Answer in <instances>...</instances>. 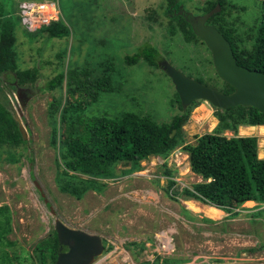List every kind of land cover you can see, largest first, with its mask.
<instances>
[{"label":"rangeland","instance_id":"1","mask_svg":"<svg viewBox=\"0 0 264 264\" xmlns=\"http://www.w3.org/2000/svg\"><path fill=\"white\" fill-rule=\"evenodd\" d=\"M51 1L32 0L45 9H38L34 17L23 14V23H17L22 66L32 67L40 61V79L18 88L4 85L1 90L2 100H10L15 115L26 127L28 141L27 147L24 144L15 152L4 150L0 158V206L7 204L11 209L13 229L8 235L16 241L8 247L10 253L16 250L33 255L37 242L53 232L55 220L60 218L70 227L104 236L107 247L97 264H264V211L254 215L258 202L244 203L235 214L220 208L212 210L210 204L184 192V188L192 189L203 178L191 169L189 153L183 145L195 143L198 135L213 131L219 124L215 106L206 100H198L192 107L181 129L184 143L167 158L151 156L142 161V170L126 175L122 172L129 165L119 163L116 177L102 179L106 183L102 191L90 189L82 199L59 189L56 177L60 168L52 144L55 123L49 106L53 94L60 95V90L49 91L46 86L62 67L66 69L68 59L72 63L101 62L113 56L118 69L127 76L122 92L105 96L88 107L91 115L105 110L113 115L141 109L143 114L151 112L158 122L170 121L181 109L177 102H171L177 89L165 69L166 63L205 83L199 79L203 72L214 83L208 85L218 90H222L223 82L210 62L213 56L205 41L198 45L187 43L169 31L171 18L166 12V0H55L56 10ZM206 1L181 0V12L187 11L189 17L200 16ZM229 1L228 19L240 31L256 25L262 0ZM51 17H62L71 33L54 39L40 35L31 43L22 29L34 31L43 18ZM145 44L159 48V66L151 67L142 60L127 66L125 55L136 53ZM61 50L68 55V59L63 58L64 66L57 56ZM97 74L101 73L97 71L94 76ZM238 133L257 136L259 156L264 157V128L240 126ZM225 134L234 135L229 130ZM169 169L177 181L171 189L166 173ZM168 227L176 230V250L171 257L179 261L165 263L159 257L152 263L150 251L128 244L153 240ZM124 252L130 256L128 259ZM13 264L19 263L14 259Z\"/></svg>","mask_w":264,"mask_h":264},{"label":"trees","instance_id":"2","mask_svg":"<svg viewBox=\"0 0 264 264\" xmlns=\"http://www.w3.org/2000/svg\"><path fill=\"white\" fill-rule=\"evenodd\" d=\"M21 1L12 3L0 0V158L4 150L15 152L16 148L24 144L27 147L28 142L21 132L10 100L5 103L1 98L2 87L33 85L41 77V63L37 59L32 67L22 66L17 28V23L23 21ZM181 3V0H166V12L171 18L169 31L172 35L182 36L187 43H205L194 31L188 12L180 13ZM218 4L221 5V10L213 14L207 23L217 27L231 42L240 65L264 71V0L258 22L244 32L239 30L234 21L228 19L229 0H207L202 9L203 14ZM22 31L29 36L31 43L40 35H45L46 39H54L71 33L62 17L52 19L50 23L34 31L26 28ZM208 50L210 51L209 48ZM159 55V48L145 44L136 53L126 54L124 61L127 66L142 60L151 67H158ZM57 56L64 66L63 58L67 56L68 59L67 51L61 50ZM111 57L101 62L85 60L82 63H72L68 59L66 69L62 67L46 86L49 91L60 90V95L53 94L49 106L50 117L55 123L52 144L57 150V165L60 168L56 181L62 192L78 199H82L90 189L102 191L106 186L102 179L116 177L119 163L129 165L122 172L126 175L142 170V161L151 156L167 158L175 148L184 143L182 126L188 120L192 107L198 102L196 100L185 108L176 91L175 99L171 102H177L181 112L172 115L171 120L166 122H158L151 112L143 114L141 109L122 110L113 115L105 110L91 115L87 112L88 107L94 102H100L105 96L122 92L128 83L127 76L118 69L113 56ZM210 62L214 66L213 57ZM97 71L101 74L94 76ZM215 71L221 78L216 69ZM199 79L207 84L211 83L203 72L199 74ZM221 80L223 86L218 85L222 88L220 91L232 93L235 90L231 84ZM131 100L136 99L133 97ZM215 115L219 124L213 131L198 135L195 143L183 145L184 150L189 153L191 169L203 178L192 189L184 188V192L191 198L235 214L246 201L253 200L258 202L259 208L254 215L262 214L264 157L259 156L257 136L240 135L238 132L240 126L264 125V112L252 105L228 108L215 106ZM174 129L177 132L172 135ZM227 130L234 135L225 134ZM166 173L169 175L171 189L177 181L171 169ZM11 218L9 205H1L0 264H13L14 259L19 264H23L24 260L30 264H55L61 246L56 229L37 242L33 255L30 252L18 253L16 250L10 253L8 247L16 244L8 235L13 229ZM128 244L138 246L140 250L145 248L144 241H130ZM159 261L156 260L157 263ZM176 261L179 259L171 256L163 258L165 263Z\"/></svg>","mask_w":264,"mask_h":264},{"label":"water","instance_id":"3","mask_svg":"<svg viewBox=\"0 0 264 264\" xmlns=\"http://www.w3.org/2000/svg\"><path fill=\"white\" fill-rule=\"evenodd\" d=\"M220 10L221 5L218 4L211 11L200 16H191L189 20L196 34L204 39L211 50L219 76L231 84L235 90L232 93L222 92L186 76L169 63L165 64V69L173 79L185 108L195 100H206L219 108L252 105L264 112V71L240 65L231 42L217 27L207 23L209 18ZM180 13L183 12L180 11ZM16 119L24 138H27L26 127L17 116ZM176 132L177 129H174L172 135ZM55 229L61 247H69L67 251L59 252L55 264H96L106 250L104 236L99 233L70 227L60 218L55 220Z\"/></svg>","mask_w":264,"mask_h":264},{"label":"built area","instance_id":"4","mask_svg":"<svg viewBox=\"0 0 264 264\" xmlns=\"http://www.w3.org/2000/svg\"><path fill=\"white\" fill-rule=\"evenodd\" d=\"M53 0L51 2H49L56 10V6L58 5V2ZM21 12H22V16L24 18L23 14H28V16L30 17H34L36 16L35 14L38 13V9L44 8V5H39L36 2H32V1H25L23 2L21 5ZM45 9V8H44ZM43 9V10H44ZM53 18H46L41 21V24L38 26H42L44 24H48L50 23V21ZM176 230L173 227H168L166 229H164L163 231L157 233L154 236L153 240L150 241H145V248L146 250L150 251L151 253V262H154V258H166L171 256L174 251L176 250V245H175V235ZM123 255H127L125 252ZM125 257V256H124ZM130 256H126V259H128ZM97 264V263H96Z\"/></svg>","mask_w":264,"mask_h":264},{"label":"bare ground","instance_id":"5","mask_svg":"<svg viewBox=\"0 0 264 264\" xmlns=\"http://www.w3.org/2000/svg\"><path fill=\"white\" fill-rule=\"evenodd\" d=\"M207 115V114H206ZM210 117V116H209ZM215 120V119H214ZM251 128H254L255 126H260L261 128H264V125H249ZM205 128V127H204ZM213 130V129H212ZM174 161V160H173ZM253 200H248V201H246V202H252ZM245 202V203H246ZM210 208L212 209V210H220L219 208H217V207H215V206H210ZM192 209V208H191ZM195 209V208H194ZM196 210V209H195ZM200 212V211H199ZM221 212V211H220ZM213 216V215H212ZM226 216V215H225Z\"/></svg>","mask_w":264,"mask_h":264},{"label":"flooded vegetation","instance_id":"6","mask_svg":"<svg viewBox=\"0 0 264 264\" xmlns=\"http://www.w3.org/2000/svg\"><path fill=\"white\" fill-rule=\"evenodd\" d=\"M68 249H69L68 246H63V247L60 246V251H67Z\"/></svg>","mask_w":264,"mask_h":264}]
</instances>
